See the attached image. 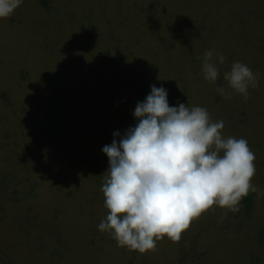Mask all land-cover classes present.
<instances>
[{"label":"rangeland","instance_id":"rangeland-1","mask_svg":"<svg viewBox=\"0 0 264 264\" xmlns=\"http://www.w3.org/2000/svg\"><path fill=\"white\" fill-rule=\"evenodd\" d=\"M207 50L224 56L215 84ZM237 61L259 86L226 99L216 89ZM152 85L246 139L258 191L142 254L98 229L102 148L135 126ZM0 264H264V0H23L0 19Z\"/></svg>","mask_w":264,"mask_h":264},{"label":"clouds","instance_id":"clouds-1","mask_svg":"<svg viewBox=\"0 0 264 264\" xmlns=\"http://www.w3.org/2000/svg\"><path fill=\"white\" fill-rule=\"evenodd\" d=\"M23 0H0V19L9 17ZM224 56L207 50L202 59L203 78L215 84ZM227 87L217 92L231 99L232 92L248 98L249 87L259 86L257 75L239 61L223 73ZM229 89L231 91H229ZM168 92L150 86L137 102L135 126L113 133L102 152L108 158V175L102 184L106 217L98 229L120 247L145 253L167 236L179 241L190 221L211 206L239 211L255 175V154L244 138L225 137L224 121L213 122L206 108L185 103L169 106ZM226 214V213H225Z\"/></svg>","mask_w":264,"mask_h":264},{"label":"trees","instance_id":"trees-1","mask_svg":"<svg viewBox=\"0 0 264 264\" xmlns=\"http://www.w3.org/2000/svg\"><path fill=\"white\" fill-rule=\"evenodd\" d=\"M40 3L44 6V7H46V5H47V0H40ZM106 56H108V54H106ZM27 74H21V73H19V74H16V75H14L13 77L15 78V79H18V80H24V78H27ZM221 76V75H220ZM222 77V76H221ZM218 80H220V78H218ZM22 82V81H21ZM222 84V83H221ZM221 84H219V85H221ZM139 92H140V94L141 95H145V93L147 92V87L144 85V86H140L139 87ZM41 96H43V95H41ZM252 199V192L250 191L249 192V194L247 195V196H244V197H242L241 198V204H239L238 206H239V208L240 209H243L244 210V208H248V206L251 204V200ZM241 205V206H240ZM247 212H245V214H246Z\"/></svg>","mask_w":264,"mask_h":264}]
</instances>
